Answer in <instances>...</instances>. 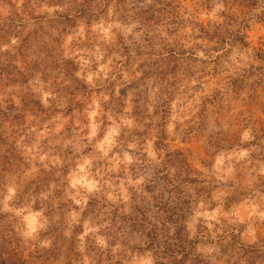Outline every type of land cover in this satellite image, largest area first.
Returning a JSON list of instances; mask_svg holds the SVG:
<instances>
[{
    "label": "clouds",
    "instance_id": "clouds-1",
    "mask_svg": "<svg viewBox=\"0 0 264 264\" xmlns=\"http://www.w3.org/2000/svg\"><path fill=\"white\" fill-rule=\"evenodd\" d=\"M107 2V8L99 15L98 19L91 23H85L83 19L77 20L76 27L72 30L71 39L74 49L71 55L66 57L73 59L78 66L74 77L82 81L93 91L92 95L85 101L83 112L78 116L75 124L79 126L78 139H84L93 144L94 153L86 157H80L76 161L75 168L70 170L64 178L66 187L63 192V201H71V205H79L77 211H67L63 215V222L67 225L63 235L69 236L72 225L80 222V213L86 207L93 196H103L113 204L122 194V201L127 202L130 194L136 191L139 186L144 185L146 178H150L152 172L158 169L164 159L165 151H170V143H178L183 133L191 125L197 124L196 115L202 108V101L219 92L224 97L233 94L229 82L248 72L250 69L264 68V59L259 54H264V0H211V7H202L201 0H172L174 13L169 11L160 16L157 22L149 26H142L138 21L128 19L121 20L122 9L117 5V0H100V7L103 8ZM15 9L21 12L23 23L26 25L19 35L12 34L6 38H0V58H14L13 63L23 70L24 62L17 54L21 41L32 29L33 20L21 10L24 0H13ZM145 5L152 4L153 0H144ZM159 7V5H157ZM68 8L67 4H58L56 7L49 6L48 0H33L32 9H35V16L44 17L45 20L53 19L56 13H64ZM9 15V9H3V16ZM131 16V13H128ZM173 21H176L173 23ZM200 26L209 32L216 27L225 34V42L221 46L216 39L208 40L200 37ZM231 35H228V34ZM147 37V41L145 39ZM236 37H239L237 39ZM129 46L131 60L127 68L124 62L128 57L122 55L120 40ZM139 45L142 55L137 56L135 46ZM176 46L185 50L184 63L175 71L169 74L164 80L144 78L147 70L146 62L159 60L166 56V46ZM145 64V68L140 65ZM52 71L48 75L37 73L23 86L10 87L0 93V97L15 102L20 106L17 96L21 93H31L44 108H49L54 103L57 107L63 108L64 104L59 102L60 89L69 83L63 72ZM119 77V79H118ZM144 78V85L137 90H129L122 101V109L118 115L106 112L102 107L109 102L110 96L102 90L106 81H115V95L119 94V88L132 84ZM257 76H252L248 83H252ZM251 90L245 88L241 92V100H248ZM257 100L264 105V90L257 89ZM79 99V97H77ZM140 106L145 117L138 121L133 115L134 109ZM162 106V107H161ZM160 107L159 112L157 108ZM154 113H156L154 115ZM105 118L107 123H105ZM38 117L28 115L26 118L23 134L15 137V146L20 150V155L28 165L20 170L5 176L0 182V214L7 215L13 222V230L20 240L21 258L25 264H43L42 260L35 259L36 255L54 248L55 240L42 237L50 224L59 221L61 216L55 210L61 203L53 196L51 185L48 191L42 192L39 196L41 204L37 209L33 208L35 201L17 205V201L23 190L25 182L34 178L41 168L59 167L62 164L61 158L53 154V148L49 145H60L61 132L68 124V118L63 115H56L53 119L43 124V131L39 125H34ZM82 120L84 122H82ZM104 124L103 135L96 139L101 125ZM151 124L147 135L143 137V143L135 138L132 142L123 147L118 140L121 132L124 134L133 130L144 131L145 126ZM160 127L157 128L156 126ZM7 127V125H5ZM227 127V125H225ZM162 131L165 139L163 143L167 149H157L155 143L158 139L157 132ZM30 133L35 140L26 144L25 138ZM252 136L245 131L242 141H249ZM72 141L65 140L66 147ZM76 152H79L85 145L77 144ZM113 149L119 152L113 153ZM199 145L193 155L197 159L190 161L194 169L193 175L200 173L203 177L213 180L214 183L227 182L233 179L234 163L246 161L249 157L248 149H233L230 154L221 153L215 157L214 162L209 166H201L198 156ZM112 153V155H109ZM142 158V159H141ZM93 161H103L105 166L92 171ZM227 161V163H225ZM143 164L148 171L140 174L137 178L129 174V167ZM123 169L125 178L118 183L106 178L108 173H117ZM175 169L167 172L170 179L175 174ZM251 171L256 175H250L245 179L244 184L248 189L253 188L257 176L264 177V165L258 171L253 168ZM160 175H165L161 172ZM115 184V187H114ZM171 186V185H169ZM191 190V189H189ZM228 191L216 190L210 201H201L197 216L205 217L208 232L215 240L221 229L229 225H244L242 238L248 245H256L264 240V193L255 192L249 199H242L238 204H233L228 211L224 210L221 197ZM114 196L116 198L114 199ZM213 202L216 203L215 210L204 211ZM49 205L53 210L49 216ZM195 218H193V224ZM219 225L213 231V228ZM106 226L101 223L100 228ZM191 228L192 225H189ZM94 234L95 244L101 251L108 250L113 256L111 264H156V259L151 251L133 252L128 247L122 246L119 242L109 245L108 238L104 235H95L96 228H90ZM193 232L190 235L193 236ZM80 251L83 252L85 245L84 237L80 238ZM130 243H142L139 239ZM198 252L209 257V264H236V258L231 261L227 257L217 260L212 253H219L215 245L204 247L198 246ZM264 251V249H262ZM63 264V261L57 262ZM80 264H96L89 257H84ZM239 264H246L240 261ZM256 264H264V260H257Z\"/></svg>",
    "mask_w": 264,
    "mask_h": 264
},
{
    "label": "rangeland",
    "instance_id": "rangeland-1",
    "mask_svg": "<svg viewBox=\"0 0 264 264\" xmlns=\"http://www.w3.org/2000/svg\"><path fill=\"white\" fill-rule=\"evenodd\" d=\"M32 2L33 0H24L21 6L22 12L32 19L34 24L23 37L20 48L17 50V54L24 62V68L21 70L17 67L12 62L14 58H0V93L10 87L23 86L32 75L37 73L48 75L52 71L59 70L69 81L64 88L60 89L59 102L64 104L63 108L57 107L55 103L49 108H44L31 93H21L17 96L20 100L19 107L11 100V97L8 99L0 97V182H3L6 175L28 166L21 157L20 150L15 146V137L27 131L24 126L29 114L39 118L33 126L38 124L40 131L44 130L43 124L56 115L68 118V124L58 137L61 139V144L48 146L53 148V154L60 156L61 166L41 168L34 178L25 182L20 198L16 202L17 205H22L35 201L33 208L38 210L41 204H47L46 201L39 199L40 194L48 191L51 185H56L53 189V196L61 203L55 211L59 213L61 219L50 224L49 229L41 234L42 237L54 239L55 245L54 248L42 254L38 252L35 259L42 260L43 264H57L59 261H63V264H80L84 257H89L96 264H111L113 256L110 251L98 249L94 234L89 231L90 228H96L95 235H104L108 238L110 246L119 242L133 252L151 251L156 264H170L171 257L164 253L166 252L165 241L169 244L175 242L176 238L184 242L183 247L188 252L183 264H209V257L197 251L198 246L208 245H215L218 248V254L215 252L211 254L217 260L227 257V260L231 261L235 257L236 264L240 261H246V264H256L257 260H264V251H262L264 240L256 245L246 244L242 238L244 225H229L221 229L213 240L203 222L206 218L197 216L200 202L210 201L211 196L215 194L214 191L218 189L228 190L221 197L225 211H228L233 204H238L243 198H251L255 192L264 193V177L257 176L252 189H248L244 184L246 178L256 175V172L251 169L255 168L258 171L259 167L264 165V105L260 104L256 95L258 88L264 90V68L250 69L243 75L232 79L229 82V87L233 92L231 96L224 97L216 92L211 97H206L202 101L201 110L196 115L197 124L186 129L178 143H170V151H165L160 167L152 172L150 178H146L144 185L139 186L130 194L127 202L122 201L121 193L116 194L121 199H117L115 204L103 196H93L80 213V222L72 225L69 236L63 235L67 228L63 222V215L67 211L79 210V205L73 207L71 201H63V192L66 187L64 178L70 170L75 168L76 161L80 157L94 153L95 140L89 144L87 140L78 139L79 126L75 124V121L83 112L85 101L93 91L100 90L89 89L86 84L75 78L74 73L78 66L73 59L66 57L70 56L74 49L71 34L77 26V20L83 19L85 23H91L98 19L107 8V2L101 8L100 0H48L49 6L52 7L58 4L68 5L64 13H56L53 19L48 20L35 16ZM201 3L202 7H211V0H201ZM117 5L122 9L121 20H136L142 26H149L157 22L159 17L165 13L175 11L172 0H153L152 4L147 5L144 0H117ZM5 7L9 9L7 17L3 16ZM128 13H131L130 17ZM25 27L21 12L15 9L13 0H0V38H6L12 34L19 35ZM198 38L216 39L221 46L225 42V34L221 33L219 27L209 32L200 26V37ZM236 38L239 39V37ZM145 39L147 41V37ZM120 47L123 50L121 54L128 57L124 62V67L127 68L132 59L129 55L130 49L122 39ZM134 50L137 56L142 55L139 45H136ZM164 51L167 53L166 56H161L159 60L146 62L147 70L144 72V78L162 81L169 74L175 73L184 63L185 50L170 45L166 46ZM259 55L261 59H264V54ZM140 67L145 68V64H141ZM252 76H257V79L248 83ZM144 78L120 87L118 95H115L116 82L106 81L102 90L110 96V100L102 105L105 111L114 116L118 115L123 106L122 101L129 90H137L139 97V89L144 85ZM245 88L250 89L251 94L248 100H241L239 94ZM159 110L160 107L157 108V112ZM133 115L138 121H142L145 112L138 106L134 109ZM105 123H107L106 118ZM104 127L105 125L102 124L96 139L102 137ZM151 127V124L146 125L144 131L133 130L127 135L122 131L118 140L123 147L132 142L133 138L143 143V137L148 134ZM245 131L252 136L251 140L242 141ZM157 137L155 147L167 149V145L163 143L164 133L157 132ZM34 140L35 137L28 133L24 142L30 144ZM65 140L72 141V143L64 147ZM77 144L85 145V147L76 152ZM196 145H199L198 156L201 166H209L216 156L221 153L230 154L233 149H248L250 150L249 157L246 161L234 163L233 179L217 184L213 182L214 178L209 180L200 173L193 175L194 169L190 161L197 159V156L193 155ZM117 152L119 149H113V153ZM93 165V172L105 166L103 161H93ZM171 169L176 170L172 179L167 175ZM147 171V167L143 164L129 167V174L133 179ZM161 172L165 175H160ZM106 178L118 183L119 180L125 178V173L121 169L117 173L106 174ZM216 203L218 202H213L204 211H214L213 207ZM48 214L50 217L53 214L50 205ZM193 218H195L194 224ZM161 219L165 220L166 229L160 230L159 221ZM101 223L106 227L101 229ZM155 225L157 227L156 237L153 238L149 230ZM189 225L192 227L190 228ZM218 227L220 226L216 225L213 231ZM193 232L195 234L190 238ZM81 237H84L86 245L83 252L80 251ZM166 237L173 240L168 241ZM137 239L142 243H130ZM19 249L20 240L13 230V222L7 215L0 214V253L16 255L19 259L18 264H25ZM116 264H120V261L117 260Z\"/></svg>",
    "mask_w": 264,
    "mask_h": 264
},
{
    "label": "trees",
    "instance_id": "trees-1",
    "mask_svg": "<svg viewBox=\"0 0 264 264\" xmlns=\"http://www.w3.org/2000/svg\"><path fill=\"white\" fill-rule=\"evenodd\" d=\"M164 219H161V221H159V225H160V230L166 229V223H164ZM156 230L157 227L156 225L154 227H152L149 232L150 235L153 236V238L156 237ZM177 234V233H175ZM166 240H173L171 238H167ZM175 242L169 243L167 244V242L165 241V250L166 252H164L165 254L169 255L171 257V261L170 264H183V261L185 258H187L188 252L184 249V242L178 238L174 239ZM180 257V258H179ZM19 263V259L16 258V255L11 256L8 253H0V264H18Z\"/></svg>",
    "mask_w": 264,
    "mask_h": 264
}]
</instances>
